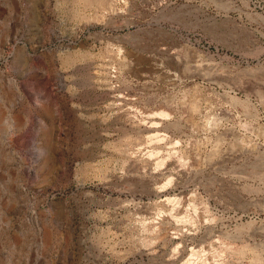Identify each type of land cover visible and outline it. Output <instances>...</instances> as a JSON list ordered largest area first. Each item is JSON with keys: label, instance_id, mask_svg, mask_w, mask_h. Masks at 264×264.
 Segmentation results:
<instances>
[{"label": "rangeland", "instance_id": "374dc122", "mask_svg": "<svg viewBox=\"0 0 264 264\" xmlns=\"http://www.w3.org/2000/svg\"><path fill=\"white\" fill-rule=\"evenodd\" d=\"M0 264H264V0H0Z\"/></svg>", "mask_w": 264, "mask_h": 264}, {"label": "water", "instance_id": "95a60500", "mask_svg": "<svg viewBox=\"0 0 264 264\" xmlns=\"http://www.w3.org/2000/svg\"><path fill=\"white\" fill-rule=\"evenodd\" d=\"M161 29V30H160ZM155 31H151V33L153 34ZM156 32H162V33H165V34H167V35H169L173 40H174V42L175 43H178V38H177V36H176V34L175 33H170L169 31H167V30H165V29H162L161 27L156 31Z\"/></svg>", "mask_w": 264, "mask_h": 264}, {"label": "bare ground", "instance_id": "6f19581e", "mask_svg": "<svg viewBox=\"0 0 264 264\" xmlns=\"http://www.w3.org/2000/svg\"><path fill=\"white\" fill-rule=\"evenodd\" d=\"M122 50V49H121ZM123 51V50H122ZM123 53H125V55H127V53L125 51H123Z\"/></svg>", "mask_w": 264, "mask_h": 264}]
</instances>
